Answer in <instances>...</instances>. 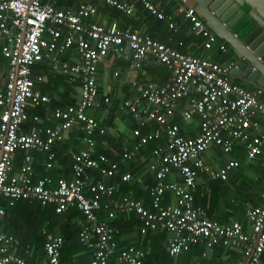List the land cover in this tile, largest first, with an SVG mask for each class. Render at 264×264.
I'll return each instance as SVG.
<instances>
[{"label":"built area","instance_id":"obj_1","mask_svg":"<svg viewBox=\"0 0 264 264\" xmlns=\"http://www.w3.org/2000/svg\"><path fill=\"white\" fill-rule=\"evenodd\" d=\"M57 1L0 0V54L7 62L0 88V217L7 205L19 200L51 206L55 214L77 209L78 242L89 251V264H143L148 254L147 248L131 244L118 248L115 230L99 218L100 210L107 219L114 210L135 214L141 235L164 231V250L171 257L197 244H202L204 257L219 245L238 253L232 264H264V190L258 204L244 206L248 232L237 220L221 223L208 218L193 201L197 177L224 181L239 165L236 158L213 164L203 156L206 151L226 156L235 149L242 152L245 162H258L264 170V90L248 89L231 80L227 74L231 61L221 64L210 55L195 56L172 48L134 24L137 4L171 33L177 29L179 16L204 51L228 52L227 44L212 33L187 0H179L174 12L164 11L160 0H79L74 8L57 6ZM96 1L131 18V23L120 27L113 18L92 20ZM69 50L74 57L61 60L59 56ZM109 55L125 58L132 72L147 60L168 72L161 84L127 79L132 95L121 100L119 108L132 119L133 142L122 148L117 160L96 152L95 138H102L106 129L87 112L110 102L108 96L98 97L96 83L97 66ZM40 61H46L53 74L78 83L73 104L47 108L49 96L34 87L44 77L31 76L33 65ZM112 74L117 76V71ZM40 105L46 112L43 118L27 114L28 107ZM27 120L36 126L24 130ZM42 120L49 123L42 126ZM184 126L196 133L184 134ZM71 131L83 146L69 154L70 178H35L34 160L41 162L42 171L50 169L55 163L53 148ZM149 141L158 142L143 170L151 175L145 185L149 206L129 194L113 197L116 185L103 179L118 176L121 182L142 184L141 173L121 172L119 165L133 160ZM16 151L24 155L12 171ZM36 153L41 156L35 157ZM167 191L169 202L163 197ZM42 234L43 258L33 263L28 260L27 246L17 252V240L0 231V264H59L62 237L46 229Z\"/></svg>","mask_w":264,"mask_h":264},{"label":"trees","instance_id":"obj_2","mask_svg":"<svg viewBox=\"0 0 264 264\" xmlns=\"http://www.w3.org/2000/svg\"><path fill=\"white\" fill-rule=\"evenodd\" d=\"M79 0H59L57 2V6H64V7H72L74 6ZM192 1V0H191ZM162 5H165L166 0H160ZM102 7L101 10L106 12L108 11L111 17L115 20L120 18L127 19V24L131 23L132 19L124 16L119 11L110 8L106 6L105 4L101 3ZM189 5H193L192 3H189ZM97 9V5H96ZM171 9H168V7L165 5L164 11H169ZM172 12V11H171ZM136 20L134 22L135 26L139 29L143 30L144 32H147L152 38L164 42L165 44L169 41L168 38H173L177 40L178 37L181 36V30L183 28V25L180 24L182 20H177V29L176 31L172 32L169 31L166 28V25L161 21L158 20L150 15H148L143 8L137 4L136 7ZM110 18V19H112ZM125 24V25H127ZM186 24V23H184ZM119 25V24H118ZM124 25V26H125ZM178 25H180L178 27ZM120 26V25H119ZM120 26V27H124ZM189 26V24H188ZM190 35L193 36L191 33ZM195 36V35H194ZM193 36V37H194ZM199 40V39H198ZM61 59H65V54L60 55ZM0 59H3V56L0 54ZM115 60H124L122 57L120 58H114ZM6 60V59H5ZM4 60V61H5ZM125 61V60H124ZM7 64V62H6ZM125 65V63H124ZM116 67V64L114 65ZM127 66V62H126ZM147 68V75L145 78H148L149 80H152L158 84H161L165 81L167 77V70L164 66H161L159 64H156L151 61L148 65L145 66ZM35 74H41L46 78V80L43 83H35L34 87L39 89L42 93L47 94L50 98V102L47 104V108H53L54 106H65L68 104H73L77 98H75L76 95V87L78 86L77 82L71 83L66 80L65 76L60 74H54L52 76L50 74V68L46 61H40L35 63V65L32 67V73L31 76H34ZM142 76V80L144 78ZM139 79V81H142ZM248 85V84H247ZM3 86H0L1 89H3ZM246 88V87H245ZM251 87L248 85V89ZM78 93V92H77ZM98 94V93H97ZM183 102V100H181ZM103 104H101L102 106ZM109 112L112 113H121V111L116 103L109 105ZM101 108H98L96 111L93 110H87L88 113L92 114L95 119H99V111H101ZM26 112L28 115L30 114H38L40 118L44 117V114L46 113L44 110V105H40L38 107H28L26 109ZM178 111H174L173 119L178 118ZM109 114L106 121H103L105 123V127H115L116 124L113 122V116ZM129 116V115H128ZM132 121V119H131ZM48 124L44 120L41 122L40 125H46ZM35 124L30 122V120L25 121L23 125L24 130H28L31 127H33ZM132 122V126H133ZM36 126V125H35ZM131 126V127H132ZM187 126L183 127V133L192 135L196 133V130L190 128H186ZM131 137V136H130ZM126 141L124 140V136H113L110 133L106 132L102 136V139L99 137L95 138V146H96V152H102L106 154L110 159L117 160L119 158V155L121 154L122 148L124 147V143L128 144L126 147H130L133 138ZM66 140V139H65ZM63 140L62 142H59L57 145H55L54 152H55V163L53 166L48 169L46 172L42 171L41 164L39 161L33 162L34 167V177H40L43 175H48L52 178H57L59 176L64 177L65 179L70 178V151L68 146V142ZM105 140L109 142L111 145L108 148L101 149L100 144L101 141ZM156 141H149L144 146H141L139 151L135 154L133 160L128 161L126 164H120L119 170L122 171H130L132 173H141L142 174V184H135V183H124L120 181V178L112 177V178H104L103 180L105 182L112 181L116 185V190L113 194V197L118 198V195L120 192L122 194H129V190L133 189V192L131 193L132 197H139L142 196L143 200L148 198L145 185L149 184L151 181V175L150 173L143 172L145 164L149 160V153L150 150L157 144ZM123 146V147H122ZM77 150V149H76ZM24 155L23 151H16L12 156L11 166L12 169L17 168L20 163L21 159ZM35 157H40V153L34 154ZM219 158V157H218ZM226 160L228 158H236L238 160H242L244 162L243 154L240 151L233 150V152L229 153L228 155H220L221 160ZM219 159V160H220ZM61 161V165H58V161ZM215 159L209 157V160L207 161H214ZM56 165V166H55ZM243 165V164H242ZM237 167V169H244L247 171L250 176L248 178H242V174L237 173L238 178L241 177V179L238 180V186L236 188L233 187L232 181L229 179L225 181H211L205 178V183L207 184L209 190L213 193L209 194V198L211 197V200L213 199V202L217 205L218 201L223 199L227 203V199L233 196L235 193L239 194L243 202H250L252 205L258 204L259 201V193L264 190V182L262 181V178L264 176V170L262 169L261 165L258 162H249L245 163L243 166ZM143 172V173H142ZM254 174V175H253ZM204 177V176H203ZM232 180V179H231ZM201 184V183H200ZM200 184H197L195 186V189L193 191V201L194 204H198L201 206H204V201H202V188ZM219 195V197H218ZM120 197V196H119ZM164 201L169 202L171 199L170 192H165L163 195ZM232 199V198H231ZM145 206H149V200H146V202H143ZM207 211V217L210 216V209H207L204 207ZM239 212V211H238ZM106 213L103 212V210H100L99 212V218L110 225L115 231H117V235L120 233L125 232H131L134 229H137L138 227V219L133 213L125 214L123 212H120L118 210H114V215L112 218L107 219ZM80 217V212L75 208H70L66 210L65 212H62L60 214H55L53 212V209L51 206H40L38 202L36 201H30V200H19L15 202L11 206H6L5 215L0 217V228L3 230V232L7 234H11L14 238L18 240L22 246L25 244H28L30 247V258L29 260L31 262H39L42 258V244H43V234L42 229H46L48 231H53L59 234L62 237V244L60 247L59 252V262L63 264H82L80 262L81 259L86 260V263L89 264V252L79 244L78 242V225L77 220ZM239 222L244 227L246 220L241 218ZM125 231V232H124ZM114 237L116 239V234H114ZM164 237L165 232L164 231H158L153 234H145L142 235L141 245L140 246H148L149 247V254L150 256L145 257L143 260V264H224V260L221 259V255H224L228 252V249L223 248L222 246H214L211 253L208 256L202 257L200 255V252L203 250L202 244L193 245L190 247L189 250L180 252L178 255L171 257L169 256L166 251L164 250ZM125 247L124 243H119L118 248ZM141 248V247H139ZM143 249V248H141ZM74 254H81L78 257H75V262L71 263L70 258ZM182 255L181 258L179 256ZM175 258V259H174Z\"/></svg>","mask_w":264,"mask_h":264},{"label":"crops","instance_id":"obj_3","mask_svg":"<svg viewBox=\"0 0 264 264\" xmlns=\"http://www.w3.org/2000/svg\"><path fill=\"white\" fill-rule=\"evenodd\" d=\"M178 1L179 0H166L165 5L168 7V9H171L170 12L171 11L174 12L175 9H176V5H177ZM187 2H188V0H187ZM75 5L72 6V7H70V6H68V7L74 8ZM96 5H97V13L92 18V20H94V21H108L110 18H112L108 11L104 12V11L101 10V7H102L101 2L96 1ZM165 5L163 6V9H164ZM62 7H64V6H62ZM126 20L127 19L120 18V19H118V24L120 26H124L125 24L128 23ZM177 20H182L180 22V24L183 25V28L181 30L182 31L181 32V36L178 37L177 40L174 39V38H173V40H172V38L171 39L168 38L169 41H167L168 42V44L166 43L167 45L171 46L172 48L184 50V51H186V52H188V53H190L192 55H195V56L210 55L213 60L218 61L221 64L227 63L228 61H231L232 62V58H231V55L229 53V50L226 53H219L214 48L211 51H208V52L207 51H204L200 47V40H198V38L196 36L193 35L194 36L193 37L192 35H190L191 33L189 31L190 29H189L188 23L185 20H183L182 18H180L179 16L177 17ZM184 23H186V24H184ZM179 26L180 25H178V27ZM64 54H65L66 58L65 59H61L60 56H59V58L61 60L70 61V57H74V53L71 50L65 52ZM114 58H117V57H112L110 55L107 56L102 62H100L98 64V66H97V72H96V83H97V88H98V97L99 98H102V96L105 95V96H108L109 97V100H110L109 104L108 105H102L100 107L102 110L99 111L100 112L99 113L100 114L99 115V120L104 125V127H105V123L103 121H106L107 118H108V116H109V114H111V111L109 112V110H110L109 109L110 103L111 104H113V103L115 104L116 103V105L119 108V102L121 100H123L125 98H128V97H130L132 95V90L130 88V85L128 84L127 79L130 78V77H135L138 80L139 79L142 80V76L147 75V72H148L147 71V68L145 66L148 65L149 63H151L150 60H147V61L144 62V64L141 66L140 69H137L136 71L132 72V71H129L127 69V66H126V62L127 61H126L125 58H123L125 61L122 60V59L115 60ZM4 60H5V58H4ZM4 60L3 59H0V86H3L4 85V81L6 79L7 64H6V60L5 61ZM124 63H125V65H124ZM115 64H116V67L114 66ZM114 70L117 71V76L120 73L119 76L121 77V78L119 77V80H117L116 82H113L112 81V78L117 77V76H113V74H112V72ZM50 74L52 76H54V74L51 71H50ZM145 77L146 76H144V78ZM145 79H148V78H145ZM45 80H46V78L44 77V80L42 82H40V83H43ZM231 80L236 81V82L240 83L241 85L245 86L246 88H248V85L245 84V83H242L241 81H238V80H235V79H231ZM77 97H78V93H77V87H76V95H75V98H77ZM49 102H50V98H49ZM50 109H52V108H50ZM96 110H93V111H96ZM120 110L122 111V109H120ZM111 115L114 118L113 119V122L116 124V126L115 127H109V128L108 127L107 128L105 127L106 132H108V130H109V132H112L111 135H113V136H120V135H122V136H124V140L127 141L129 139V137H130V128L132 126L131 118L128 116V114L125 111H123L121 113H112ZM45 122L49 123L48 121H45ZM130 139H131V137H130ZM65 141L68 142V146L67 147H69V151L70 152L76 151V149H79V148H81L83 146L82 143L80 142V140L78 139V134L75 131H71L68 134V137L66 138ZM126 141L124 143V147H126L128 145L126 143ZM110 145L111 144L109 142H107L105 140H102L101 141V144H100V148L101 149L108 148ZM95 148H96V146H95ZM220 155H222V154L219 153V152L215 153V155H211L210 151H206L203 154V156L205 157L206 160H209V157L212 156V158H214L215 160L214 161H210V162L213 163V164H221L224 161L223 158H222L223 160L220 159ZM34 161H37V160H34ZM238 161H239V165L240 166L242 164L244 165L246 163L245 161L242 162V160H238ZM39 163L41 164L40 161H39ZM58 165L59 166L61 165V161L60 160L58 161ZM239 165L237 167H239ZM41 167H42V164H41ZM237 167L234 168L229 173V175L227 176L228 179H229V176H230V181H232V184H233V187L234 188H236L239 185L238 184V180L241 179V177L238 178V176H237V173H238L237 170H239V169H237ZM16 169L17 168L12 169V171H15ZM261 178H262V181L264 182V176L261 177ZM202 183H205V177H203L201 175V176H199V177L196 178V185L197 184H200V186L202 188V196H203L202 201H204L203 202L204 203V206H201V207L204 210H205L204 207H206L207 209H209V207H211V209H210V216H208V218H210L212 220H215L217 222H221V223L229 222L231 220H237V221H239V220H241V218L242 219L243 218L245 219L244 213H243L244 212V206L246 204H250V202H243L241 208L238 210V211H240L238 217L228 219V212L225 210L226 207H227L228 202L226 203L225 200L221 199V200L218 201V203L216 205L215 202H213V199L211 200V197L213 195L209 198V196H210L209 194H211V193L214 192L213 189H212V192H211L209 190L208 186H206L207 184L205 185V184H202ZM132 192H133V189L132 190H129V195H131ZM120 195H122L121 192L118 195V197ZM218 197H219V195H218ZM137 198L143 199L141 195L139 197H137ZM146 200H149V199L146 198L145 200H143V202H146ZM229 201L231 202L232 199H230ZM233 205H234V207H240V206H238V204H233ZM146 207H148V206H146ZM206 213H207V211H206ZM216 217H219L222 220H218ZM243 229L246 232H248V230H249L248 224L246 222H245V225H244ZM0 231H3V230L0 228ZM114 234H116L117 245L122 242V243H124V246L125 245H128V244H131V245H134L136 247H141L143 249H146L147 248L148 249V254L145 257H147V256L149 257L150 256V254H149V247L148 246H145V247L140 246L141 245L140 243H141V240H142V235L139 233L138 227H137V229H134L133 231H131L129 233L128 232H125V233H120L119 235H117V231H115ZM26 246L30 250V247H29L28 244H25L24 246H22V244H20L18 242V240H17V248H16L17 250L16 251L17 252H20ZM211 251H207V255L206 256H208L211 253ZM42 255H43V251H42ZM80 255L81 254H74L72 256V258H70V262L71 263L75 262L76 259L74 260V258L75 257H78ZM89 256H90V253H89ZM29 258H30V256L28 257V260H29ZM237 258H238V253L236 251H234V250H228V252L226 254L221 255V259L224 260V264H232ZM80 262L82 264H84V263H86V260L81 259ZM33 263H35V262H33ZM59 264H63V263L59 262Z\"/></svg>","mask_w":264,"mask_h":264},{"label":"water","instance_id":"obj_4","mask_svg":"<svg viewBox=\"0 0 264 264\" xmlns=\"http://www.w3.org/2000/svg\"><path fill=\"white\" fill-rule=\"evenodd\" d=\"M192 2L196 15L228 46V76L264 90V0Z\"/></svg>","mask_w":264,"mask_h":264},{"label":"rangeland","instance_id":"obj_5","mask_svg":"<svg viewBox=\"0 0 264 264\" xmlns=\"http://www.w3.org/2000/svg\"><path fill=\"white\" fill-rule=\"evenodd\" d=\"M192 3V1L191 0H188V2H187V4H189V3ZM120 74V73H119ZM119 74H118V76L117 77H114V78H112V81L113 82H116L117 80H119ZM121 78V77H120ZM125 131V130H124ZM108 133H112V132H109V130H108ZM237 172L238 173H240V174H242V177L243 178H248V176H250V174L252 175V173L250 172V174L247 172V171H245L244 169H240V170H237ZM254 175V174H253ZM232 198V201L230 202L228 199H227V202H228V204H227V207H226V211L228 212V219H230V218H236V217H238L239 216V212H238V210L241 208V206H242V204H243V199H242V197L239 195V194H237V193H235L233 196H231L229 199H231ZM233 204H238V206H240V207H234V205ZM218 220H222L221 218H219V217H216ZM182 257V255H180L179 256V258H181ZM175 259V258H174Z\"/></svg>","mask_w":264,"mask_h":264}]
</instances>
